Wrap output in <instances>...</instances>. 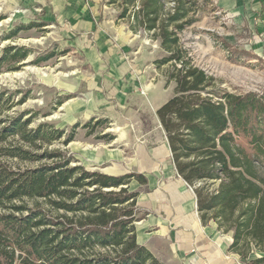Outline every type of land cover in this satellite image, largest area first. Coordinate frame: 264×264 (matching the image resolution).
Listing matches in <instances>:
<instances>
[{
  "label": "trees",
  "instance_id": "trees-1",
  "mask_svg": "<svg viewBox=\"0 0 264 264\" xmlns=\"http://www.w3.org/2000/svg\"><path fill=\"white\" fill-rule=\"evenodd\" d=\"M208 1L108 3L120 7L118 19L126 20L133 33L159 41L167 54L154 63L157 68L168 66L166 86L175 83V94L157 115L177 171L196 193L203 220L214 219L222 230L223 215L236 214L234 223L243 218L222 230L237 227L230 250L247 264H263L264 248L256 255L239 247L238 225H246L254 239L264 242V177L257 173L259 167L264 170V92L237 94L222 89L182 44L181 34L200 20ZM222 43L233 60L245 53ZM30 51L25 46L3 47L0 73L18 70ZM3 100L9 98L0 92V115L24 103L26 96L7 106ZM36 116L24 111L0 119V264H163L136 238L135 223L144 215L137 208L139 192L129 184L133 179L146 183L145 176L110 175L73 165L78 162L74 156L49 147L65 137V130L48 123L29 128ZM73 140L68 135L64 143ZM5 158L39 165L15 169ZM207 181H220L219 188L206 193L201 186ZM26 199H33V205Z\"/></svg>",
  "mask_w": 264,
  "mask_h": 264
},
{
  "label": "rangeland",
  "instance_id": "rangeland-1",
  "mask_svg": "<svg viewBox=\"0 0 264 264\" xmlns=\"http://www.w3.org/2000/svg\"><path fill=\"white\" fill-rule=\"evenodd\" d=\"M101 1L102 15L94 22L108 28L100 36L76 30L74 20L58 22L53 12L43 11L31 0H0V50L7 45L31 50L18 70L0 73V92L9 98L2 105L17 103L26 96L24 103L5 110L0 119L31 111L37 116L29 128L48 123L54 129H64L65 137L74 136L72 142L65 144L63 137L50 148H61L74 156L78 162L73 165L79 163L102 172L103 166H123L120 161L127 166L144 143L154 151L166 146L157 108L175 94L176 85L166 86L168 66L157 68L154 63L167 55L160 42L133 35L128 22L118 19L120 7L108 3L110 0ZM13 31H18L17 35L7 38ZM181 36L196 65L213 75L222 89L237 94L264 92V0H209L200 20ZM223 40L233 49L245 51L244 55L238 54V60H233ZM60 100L66 101L60 105ZM109 151H117L119 161L101 165L97 160ZM4 160L15 169L39 165L30 160ZM257 173L264 177L262 167ZM219 184L207 181L201 187L213 193ZM25 202L33 205V199ZM207 217L212 218L211 213ZM235 217L223 215L224 229L244 221L241 218L234 223ZM236 228L230 232L235 233ZM238 228L239 247L260 255L264 242L254 239L246 225ZM227 235L225 240L230 237Z\"/></svg>",
  "mask_w": 264,
  "mask_h": 264
},
{
  "label": "crops",
  "instance_id": "crops-1",
  "mask_svg": "<svg viewBox=\"0 0 264 264\" xmlns=\"http://www.w3.org/2000/svg\"><path fill=\"white\" fill-rule=\"evenodd\" d=\"M31 1L38 3L43 11L53 12L60 23L61 20L64 24L74 20L76 30L101 36L108 28L104 23L96 25L94 22L98 15H102L101 0ZM160 106L162 104L157 110ZM164 133L166 146L162 150L157 148L154 151L152 146L144 143L127 161V166L123 161H120L123 166H103L102 172L106 174L137 173L147 179L146 183L133 179L135 187L133 181L129 184L131 190L139 192L137 208L144 215L135 223L137 242L148 248L163 264H247L239 254L230 250L234 233H224L216 222L203 220L196 193L178 173L165 130ZM104 156L97 160L101 165L119 161L118 156L121 155L117 151H109ZM227 234L230 237L225 240Z\"/></svg>",
  "mask_w": 264,
  "mask_h": 264
},
{
  "label": "bare ground",
  "instance_id": "bare-ground-1",
  "mask_svg": "<svg viewBox=\"0 0 264 264\" xmlns=\"http://www.w3.org/2000/svg\"><path fill=\"white\" fill-rule=\"evenodd\" d=\"M32 70H34V69L32 68ZM36 71H39V70L36 68Z\"/></svg>",
  "mask_w": 264,
  "mask_h": 264
},
{
  "label": "built area",
  "instance_id": "built-area-1",
  "mask_svg": "<svg viewBox=\"0 0 264 264\" xmlns=\"http://www.w3.org/2000/svg\"><path fill=\"white\" fill-rule=\"evenodd\" d=\"M191 188V187H190ZM192 189V188H191Z\"/></svg>",
  "mask_w": 264,
  "mask_h": 264
}]
</instances>
